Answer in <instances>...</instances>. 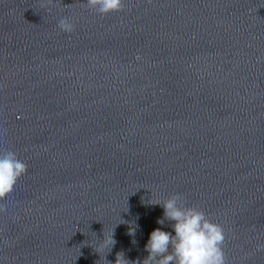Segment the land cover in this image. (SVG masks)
I'll list each match as a JSON object with an SVG mask.
<instances>
[{"label":"water","instance_id":"obj_1","mask_svg":"<svg viewBox=\"0 0 264 264\" xmlns=\"http://www.w3.org/2000/svg\"><path fill=\"white\" fill-rule=\"evenodd\" d=\"M0 151V264H104L114 227L135 264L174 194L264 264V0H0Z\"/></svg>","mask_w":264,"mask_h":264},{"label":"clouds","instance_id":"obj_2","mask_svg":"<svg viewBox=\"0 0 264 264\" xmlns=\"http://www.w3.org/2000/svg\"><path fill=\"white\" fill-rule=\"evenodd\" d=\"M84 2L88 9L99 16L119 11L122 5V0H84ZM57 27L64 32L74 30V25L68 18H61ZM26 171L27 165L16 153L0 151V199L12 192L16 182ZM148 201L149 205L162 208V217L156 220V224L161 227L153 229L148 234L144 245L147 255L135 264H225L222 250L224 232L218 224L208 220L205 214L195 207H185L184 197L181 194H174L154 203ZM166 221L170 222V232L162 230ZM138 227V224L129 226L127 235L135 236ZM114 228L109 235L103 233V240L95 247L99 256L102 255L104 264H107L105 255L116 244ZM132 243L136 241L133 240ZM114 264H133V262L127 260L121 251L116 253Z\"/></svg>","mask_w":264,"mask_h":264}]
</instances>
